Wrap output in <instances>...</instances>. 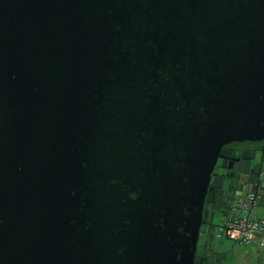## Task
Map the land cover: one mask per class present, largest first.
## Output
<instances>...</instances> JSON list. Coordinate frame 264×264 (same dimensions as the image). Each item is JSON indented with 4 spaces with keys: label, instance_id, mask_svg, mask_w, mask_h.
<instances>
[{
    "label": "water",
    "instance_id": "obj_1",
    "mask_svg": "<svg viewBox=\"0 0 264 264\" xmlns=\"http://www.w3.org/2000/svg\"><path fill=\"white\" fill-rule=\"evenodd\" d=\"M263 143L264 0H0V264H196Z\"/></svg>",
    "mask_w": 264,
    "mask_h": 264
},
{
    "label": "flooded vegetation",
    "instance_id": "obj_2",
    "mask_svg": "<svg viewBox=\"0 0 264 264\" xmlns=\"http://www.w3.org/2000/svg\"><path fill=\"white\" fill-rule=\"evenodd\" d=\"M263 172L264 143L249 149L230 147L222 149L211 178V189L204 207L205 221L201 228V234L205 227L210 228V243L207 247H201L198 244L196 264H226L224 256L220 254L223 249L217 246L215 241L216 228L214 226L216 222L212 221V217L210 218V215L216 211L217 197L224 195L227 190L234 186L248 191L257 184L264 186ZM222 212L225 211L222 210Z\"/></svg>",
    "mask_w": 264,
    "mask_h": 264
},
{
    "label": "built area",
    "instance_id": "obj_3",
    "mask_svg": "<svg viewBox=\"0 0 264 264\" xmlns=\"http://www.w3.org/2000/svg\"><path fill=\"white\" fill-rule=\"evenodd\" d=\"M262 177L264 180V172ZM260 199L255 193L235 196L227 217L215 230V237L241 246L257 244L264 255V219L254 214Z\"/></svg>",
    "mask_w": 264,
    "mask_h": 264
},
{
    "label": "crops",
    "instance_id": "obj_4",
    "mask_svg": "<svg viewBox=\"0 0 264 264\" xmlns=\"http://www.w3.org/2000/svg\"><path fill=\"white\" fill-rule=\"evenodd\" d=\"M248 192V191H247ZM244 195V194H240ZM236 196V195H235ZM233 196V199L234 197ZM232 201L230 202V204ZM258 218L264 219V202L261 200L257 206ZM220 218V217H219ZM225 218L219 222H223ZM217 224V221H216ZM210 228L205 227L203 233L200 236L199 244L201 247H207L210 243ZM216 240V239H215ZM223 252H228L229 254L224 257V262L226 264H264V255L260 251L257 244L250 246H241L232 243V246L223 250Z\"/></svg>",
    "mask_w": 264,
    "mask_h": 264
},
{
    "label": "trees",
    "instance_id": "obj_5",
    "mask_svg": "<svg viewBox=\"0 0 264 264\" xmlns=\"http://www.w3.org/2000/svg\"><path fill=\"white\" fill-rule=\"evenodd\" d=\"M239 195V194H238ZM236 195V196H238ZM217 204H216V208L215 210H224V214L227 215L228 214V210L230 207V202L233 201V196H229L228 198H225L223 195L220 197H217ZM227 202V203H226ZM227 204V205H226ZM224 205V206H223Z\"/></svg>",
    "mask_w": 264,
    "mask_h": 264
},
{
    "label": "rangeland",
    "instance_id": "obj_6",
    "mask_svg": "<svg viewBox=\"0 0 264 264\" xmlns=\"http://www.w3.org/2000/svg\"><path fill=\"white\" fill-rule=\"evenodd\" d=\"M254 214L258 215L257 208L254 210ZM214 236H215V234H214ZM215 241H216V245L221 247V249H223V250L232 246V242L229 240H226L225 238H220V239L216 238Z\"/></svg>",
    "mask_w": 264,
    "mask_h": 264
}]
</instances>
